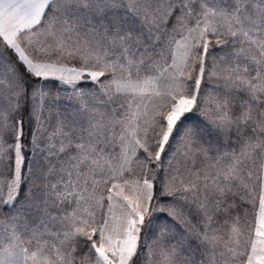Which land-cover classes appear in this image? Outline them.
Returning a JSON list of instances; mask_svg holds the SVG:
<instances>
[{
	"label": "snow or ice",
	"instance_id": "snow-or-ice-1",
	"mask_svg": "<svg viewBox=\"0 0 264 264\" xmlns=\"http://www.w3.org/2000/svg\"><path fill=\"white\" fill-rule=\"evenodd\" d=\"M0 264H264V0H0Z\"/></svg>",
	"mask_w": 264,
	"mask_h": 264
}]
</instances>
